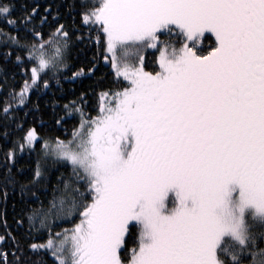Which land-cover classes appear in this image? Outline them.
<instances>
[{
	"label": "snow or ice",
	"instance_id": "6c2138e0",
	"mask_svg": "<svg viewBox=\"0 0 264 264\" xmlns=\"http://www.w3.org/2000/svg\"><path fill=\"white\" fill-rule=\"evenodd\" d=\"M68 7L71 28L36 8L13 17L15 5L0 0L9 29L0 31V90L10 68L24 77L0 108V138L13 124L23 131L0 165L4 200L11 191L23 205L18 234L8 233L13 258L0 249V264H47L46 255L53 264H264V0ZM77 25L123 81L102 93L96 116L84 112V91L53 101L57 128L79 118L68 139L24 130L40 94L95 74V64L68 63L85 39ZM145 48L158 52V69L146 70ZM54 165L71 171L52 183ZM63 223L72 226L53 231Z\"/></svg>",
	"mask_w": 264,
	"mask_h": 264
},
{
	"label": "trees",
	"instance_id": "16d2710c",
	"mask_svg": "<svg viewBox=\"0 0 264 264\" xmlns=\"http://www.w3.org/2000/svg\"><path fill=\"white\" fill-rule=\"evenodd\" d=\"M15 5V10L13 12V17L19 18L24 9L36 8L38 17L47 16L48 20L51 22L52 17L59 13L60 20L62 22L68 23L71 28V16H69V4L72 3V0H11ZM46 9L50 11L46 12ZM72 15H75L73 12ZM80 28V31L84 33L85 39L83 42L75 43V46L71 48L69 54L68 63L70 65H75L71 71H76L77 68L82 66L91 67L93 64L96 65L95 74L90 76H84L75 84L69 83L68 81H63L65 92L61 93L55 88L48 90L45 93L40 94L39 104L41 107L40 112L32 111L22 122L24 130L30 127H35L39 134L42 136H56L59 135L63 139H68L71 137L72 127L74 124L79 123V118L76 120H68L65 125L57 126L54 123L53 112L55 111L59 115V108H54L53 101H58L60 105H63L65 102L64 96H67V99H72L73 95L70 94L71 89H75V96H79L81 91L86 92V106L84 107V112L89 116H96L100 111V106L102 100L100 99L103 92L108 91L109 89L116 90L120 85L117 81H123L121 77H117L115 70L112 68L111 62H107L104 59L103 49L97 50L96 40L93 38L91 42L87 40L88 29L84 28L82 25H77ZM8 26L4 20H0V31H8ZM92 35L95 37V30H92ZM206 42V41H204ZM157 51H149L145 55V64L148 66L147 69L152 70L153 67L158 69V64H156L155 53ZM110 61V60H109ZM15 73L14 80L12 79V74ZM65 75L70 76L71 72L65 73ZM24 77L15 69L10 68L9 71V87H5L3 90H0V108L3 106L5 97L7 96L8 91L10 90L11 85L14 83L17 90L19 86L23 83ZM126 83V82H124ZM55 93V95H54ZM32 101H37V95L32 94ZM31 107V105L29 106ZM20 117H24V112L19 113ZM12 136L5 142L3 138H0V165H3L5 161V153L7 149L11 147V140L21 136L23 131H16V125L11 126ZM35 156L31 158L34 160ZM71 171L70 168L64 166L54 165L51 167V178L52 183H55L56 176L60 173L65 175L69 174ZM50 191V189H49ZM20 197L18 194L13 195L9 191L7 200L5 201L2 196V190H0V236H4L5 240L0 242V249H6L8 251V258L11 260L13 257L11 255L13 250V244L8 236V233L13 235L18 234V225L17 221L21 219L23 205L19 202ZM72 225L70 223L60 224L58 228L53 229L54 232L60 231L64 228H69ZM27 226L25 225V228ZM131 249V244L129 245L128 250L122 253V257L129 255ZM44 260L47 261V264H53V259L50 256H44Z\"/></svg>",
	"mask_w": 264,
	"mask_h": 264
},
{
	"label": "rangeland",
	"instance_id": "374dc122",
	"mask_svg": "<svg viewBox=\"0 0 264 264\" xmlns=\"http://www.w3.org/2000/svg\"><path fill=\"white\" fill-rule=\"evenodd\" d=\"M149 51H156L155 49H152V48H145L143 51H141L140 53H139V55H141V56H143L144 58H145V55H146V53L147 52H149ZM130 55H132V56H135L136 55V53H131ZM108 56H109V58H108V60H107V62H111V54H108ZM158 56V52H156L155 53V58ZM110 60V61H109ZM137 62H138V59H137ZM144 62H147V61H145V59H144ZM146 70H149V69H147L146 68ZM150 71V70H149ZM122 79H123V77H121ZM102 103H106L105 101H102ZM70 228V227H69Z\"/></svg>",
	"mask_w": 264,
	"mask_h": 264
},
{
	"label": "flooded vegetation",
	"instance_id": "af4514ba",
	"mask_svg": "<svg viewBox=\"0 0 264 264\" xmlns=\"http://www.w3.org/2000/svg\"><path fill=\"white\" fill-rule=\"evenodd\" d=\"M203 44H204L205 47H207L208 41H206V42L203 41Z\"/></svg>",
	"mask_w": 264,
	"mask_h": 264
}]
</instances>
